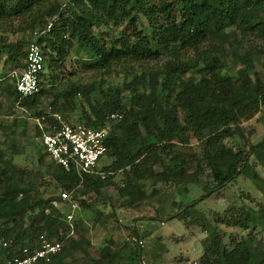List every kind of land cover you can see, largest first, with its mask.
I'll list each match as a JSON object with an SVG mask.
<instances>
[{"label":"trees","instance_id":"16d2710c","mask_svg":"<svg viewBox=\"0 0 264 264\" xmlns=\"http://www.w3.org/2000/svg\"><path fill=\"white\" fill-rule=\"evenodd\" d=\"M124 22L127 25L118 36L102 37L107 32L101 33V28ZM48 23L49 30L36 39L43 55V71L61 69L71 52L86 70L107 72L129 63L140 66L141 71L129 74L123 95L118 87H104L102 79L57 89L40 87L27 97H20L9 81L0 87V98L33 111L46 124H53L54 119L41 113L40 97L50 99L53 113L70 114L78 108L75 122L92 129L101 128L110 114L120 115V119L110 120L106 136L102 158L110 162L97 165L92 173L65 171L47 158L45 162L44 151L34 142L28 143L34 150V167L18 166L14 162L20 155L15 136L18 130L25 131L26 121L13 117L7 126L0 121V239L8 242L6 251L15 254L21 248H33L42 236L61 242L62 247L48 262L36 264H63L87 242L77 233L73 218L75 237L66 236L68 206L59 194L69 193L77 208L85 210L90 206L85 202L90 194H95V202L105 198L100 190L110 184L109 176L116 172L122 174L116 193L129 205L147 197L148 185L171 183L185 192L187 186L197 185L204 177V194L182 202L177 219L188 218L199 199H206L242 175L261 190L264 199V177L250 171L252 159L264 175V137L247 150L228 145L235 136L231 126L264 112V85L252 63L254 56L264 55V0H67L65 4L56 0H0V53L4 62L21 69L31 33L44 31ZM9 34L20 36L9 41ZM247 37L261 45L242 48L240 43ZM187 52L193 58H186ZM162 56L165 60L160 66H144ZM227 65L236 68L234 76L226 72ZM190 72L196 76H186ZM189 138L200 146L198 155L177 149L187 147ZM98 173L105 177L95 176ZM50 183L58 194L42 197L39 188ZM190 218V224L206 235L199 264H264L260 242L252 244L251 238L245 239L247 248L241 252L237 242L223 243L215 225ZM218 222L242 230L251 226L264 230V203L241 211L230 223ZM128 232L133 250L127 264H133L142 254L140 236L135 227H129ZM116 256L115 251L103 246L99 257L89 261L113 264Z\"/></svg>","mask_w":264,"mask_h":264},{"label":"rangeland","instance_id":"374dc122","mask_svg":"<svg viewBox=\"0 0 264 264\" xmlns=\"http://www.w3.org/2000/svg\"><path fill=\"white\" fill-rule=\"evenodd\" d=\"M56 1L62 4L67 3V0ZM125 25L127 23L124 22L123 25L118 27L101 28L100 32H107V35L102 34L104 39L116 37ZM146 29L148 31V28ZM28 35L29 31L25 33L26 37ZM19 36L20 34H9L7 40L14 41ZM256 45H261V43L252 39V37H247L240 43L242 48L252 47L254 49ZM185 56L188 59L193 58L191 52H187ZM80 57H83V55H80ZM163 60H165L164 56L144 66L147 68L158 67ZM252 63L254 72L261 78L264 85V55L254 56ZM235 69L227 65L226 72L228 75L234 76ZM19 70L16 64L5 63L4 57L0 53V87L8 81L10 82L9 75L12 72H18ZM140 71V66L133 65L131 67L129 63L116 65L107 72L86 70L81 67L78 58L71 52L66 57L61 69H44L40 87L42 89H57L66 84L99 83L102 79L104 87H118L123 95L127 92L125 83L131 79L129 74L135 73L138 75ZM187 75L196 76L192 72L187 73ZM49 104L50 99L39 98V109L45 116L53 118L55 115L60 119L76 123L75 117L78 108L70 114L65 112L53 113ZM0 105L2 106L0 110L2 126L9 125L13 117L25 119V131L23 133L20 130L16 132L15 139L19 145L18 152H20V155L14 159V162L20 167L33 168L35 162L34 150L28 143L32 142L34 119L38 117L34 115L33 111L12 106L9 99L0 98ZM231 129L235 136L231 142H228V145H234V149L247 150L248 147L258 143L264 137V112L259 111L248 119H242L237 126H231ZM2 140L3 137L0 135V143ZM177 149L186 155H198L200 153V146L190 138L187 147H177ZM46 160L45 157L44 161L46 162ZM109 162L110 159L101 158L98 167L105 166ZM250 163V171L255 172L262 179L264 175L261 166L252 159H250ZM188 171H192L191 168ZM97 175L100 178L105 177L103 173L95 174V176ZM109 177L110 184L100 190L101 195H105L103 200L95 202V194H90L85 198V202L90 206L85 210L78 207L71 213L77 226V233L83 237L87 244L82 243L80 245L81 250L78 249L68 255L63 260V264H90L89 259L96 260L99 257V250L103 246H107L110 251L117 253L113 264L129 263L130 250H133L128 232L129 227L137 228L140 236L138 247L142 250L140 259L133 264H199L198 258L202 253V242L206 235L200 227L190 224V217V219L205 220L215 225L223 243L233 245L237 242L240 245L239 250L241 252L247 248V245L244 244L247 238L252 239V244L260 242L264 249V230L255 226L242 230L218 222L230 223L238 217L241 211L256 209L264 203L263 193L257 186L250 183L247 175L239 176L234 182L206 199H199L194 209L189 211L188 218L184 219L175 218L179 212L178 208L181 207L182 202L187 203L197 200L204 194V177H200L197 185L187 186L185 192L181 190V187L176 188L171 183L159 182L152 186L148 185L145 188L147 197L133 205H129L125 198L119 197L116 193V186H121L122 182L121 172L110 174ZM207 187H210V185H207ZM39 192L40 194L43 193L42 197L47 196L48 193L56 196L58 189L53 191V185L50 183L49 186L40 187ZM66 210L68 213L69 209L67 207ZM73 237H75V234ZM66 243H68L67 240L64 242V246L67 247Z\"/></svg>","mask_w":264,"mask_h":264},{"label":"built area","instance_id":"2783aa9c","mask_svg":"<svg viewBox=\"0 0 264 264\" xmlns=\"http://www.w3.org/2000/svg\"><path fill=\"white\" fill-rule=\"evenodd\" d=\"M50 27L48 23L44 31H34L26 45L23 67L18 72H12L10 82L14 91L20 97L31 96L40 88L41 73L43 72V55L36 39L45 34ZM54 123H44V118L34 119L32 142L39 145L46 158L65 171L92 173L106 151V136L110 129V120L120 119L118 114H110L103 126L92 129L82 124L68 122L53 116ZM60 200L67 204L69 212L65 214L67 237L74 235L72 212L77 208L76 202L69 193L61 192ZM62 247L58 241H47L39 237L38 245L33 248H21L17 253L6 251L8 242L0 239V264H36L48 262Z\"/></svg>","mask_w":264,"mask_h":264}]
</instances>
